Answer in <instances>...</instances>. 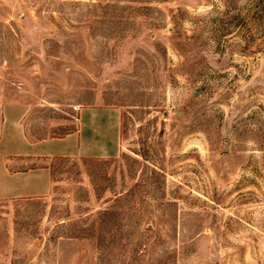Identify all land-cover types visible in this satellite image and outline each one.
I'll return each mask as SVG.
<instances>
[{
    "label": "rangeland",
    "instance_id": "obj_1",
    "mask_svg": "<svg viewBox=\"0 0 264 264\" xmlns=\"http://www.w3.org/2000/svg\"><path fill=\"white\" fill-rule=\"evenodd\" d=\"M86 121L0 264H264V0H0L1 152Z\"/></svg>",
    "mask_w": 264,
    "mask_h": 264
},
{
    "label": "crops",
    "instance_id": "obj_2",
    "mask_svg": "<svg viewBox=\"0 0 264 264\" xmlns=\"http://www.w3.org/2000/svg\"><path fill=\"white\" fill-rule=\"evenodd\" d=\"M96 129L87 121L78 133L63 139L30 144L21 142L19 148L1 152L0 145V200H14L44 195L50 185V173L45 167L14 170L9 161L29 163L31 159L79 155L84 157H103L109 154V143L94 133ZM103 137V136H102ZM77 144V145H76ZM11 157V158H10Z\"/></svg>",
    "mask_w": 264,
    "mask_h": 264
}]
</instances>
